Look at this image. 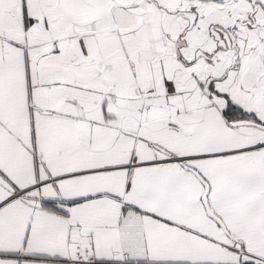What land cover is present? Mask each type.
Listing matches in <instances>:
<instances>
[{
	"label": "snow or ice",
	"instance_id": "6c2138e0",
	"mask_svg": "<svg viewBox=\"0 0 264 264\" xmlns=\"http://www.w3.org/2000/svg\"><path fill=\"white\" fill-rule=\"evenodd\" d=\"M0 264H264V0H0Z\"/></svg>",
	"mask_w": 264,
	"mask_h": 264
}]
</instances>
